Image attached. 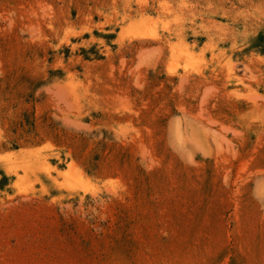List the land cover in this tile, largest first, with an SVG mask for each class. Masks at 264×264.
Returning a JSON list of instances; mask_svg holds the SVG:
<instances>
[{
  "label": "rangeland",
  "instance_id": "rangeland-1",
  "mask_svg": "<svg viewBox=\"0 0 264 264\" xmlns=\"http://www.w3.org/2000/svg\"><path fill=\"white\" fill-rule=\"evenodd\" d=\"M0 264H264V0H0Z\"/></svg>",
  "mask_w": 264,
  "mask_h": 264
}]
</instances>
